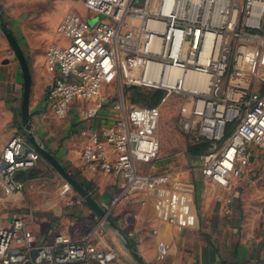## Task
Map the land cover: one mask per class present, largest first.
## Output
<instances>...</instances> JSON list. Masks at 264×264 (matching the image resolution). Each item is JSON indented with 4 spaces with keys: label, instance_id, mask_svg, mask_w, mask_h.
<instances>
[{
    "label": "built area",
    "instance_id": "obj_1",
    "mask_svg": "<svg viewBox=\"0 0 264 264\" xmlns=\"http://www.w3.org/2000/svg\"><path fill=\"white\" fill-rule=\"evenodd\" d=\"M84 8L102 19L90 26L66 16L58 28L66 44L51 46L46 54V104L53 119L64 121L72 110L83 122L98 119L108 107L103 89L112 78L179 94L182 128L209 144L202 175L225 188L242 178L255 149H264V0H84ZM110 107L111 123L89 134L84 167L121 177L120 198L156 191L163 177L143 169L159 155L155 130L133 123L123 103ZM40 160L24 134L8 141L0 156V190L6 197L23 192L20 176ZM167 255L160 241L157 260ZM116 259L111 250L62 234L51 244L37 243L22 218L0 227V264Z\"/></svg>",
    "mask_w": 264,
    "mask_h": 264
},
{
    "label": "crops",
    "instance_id": "obj_2",
    "mask_svg": "<svg viewBox=\"0 0 264 264\" xmlns=\"http://www.w3.org/2000/svg\"><path fill=\"white\" fill-rule=\"evenodd\" d=\"M81 3L84 5V0H0V12L23 49L34 80L49 76L46 69L37 67L40 57L46 61L51 47H44L43 51L38 49L41 31L51 25L58 36V28L66 16L81 17L78 12ZM1 78L5 80L4 86L0 87L1 105L7 106L10 101L9 106L15 110L22 92L23 76L0 28ZM46 91L35 98L31 95L32 126L45 148L80 186L81 196L62 179L67 189L66 197L48 199V209L43 213L30 209L28 214L22 212L16 217L28 222L37 243L51 244L56 235L62 234L73 241L115 252L117 259L113 263L138 264L122 236L96 215L83 199L90 195L109 212L112 221L137 248L144 264L264 262L263 148L255 149L243 177L233 179L227 188L205 178L201 164L199 168H186L168 167V163L167 168H157L155 160L143 169L162 176L163 184L154 192L137 191L128 199L120 198L125 188L121 177L91 172L82 162L83 149L91 131L111 123L106 110L92 123L81 121L76 110H72L66 120L57 121L47 107ZM5 126L6 121L0 118V156L16 134V129L5 132ZM18 134H24L22 125ZM38 169H49L59 175L42 158ZM23 175L25 173L20 177ZM115 199L118 201L114 202ZM160 241L168 247V255L162 261L157 260Z\"/></svg>",
    "mask_w": 264,
    "mask_h": 264
},
{
    "label": "rangeland",
    "instance_id": "obj_3",
    "mask_svg": "<svg viewBox=\"0 0 264 264\" xmlns=\"http://www.w3.org/2000/svg\"><path fill=\"white\" fill-rule=\"evenodd\" d=\"M78 12L81 18L88 20L90 26H94L102 19V17L93 18L92 14L84 8L83 3H81V9ZM37 44L38 49L43 51L42 49L44 47L46 49L49 45L60 46L66 43L61 36L55 34L50 25L46 30L41 31ZM41 55H43V52H41ZM37 67L38 69L47 70V64L43 57L39 58ZM47 78L43 76L41 79L38 77H35V80L33 79L31 95L34 98L45 93L48 86ZM4 84L5 80L1 78L0 87H3ZM103 93L108 104L106 113L111 105L118 102L123 103L133 123L137 122L144 127L155 130L160 142L155 167L167 168L166 165L170 163L168 167L199 168L206 150H203L200 155H194L189 151L198 146L200 142L193 140L180 124L181 108L184 102L181 95L161 89H146L136 84H124L119 79L114 80L113 78L105 85ZM22 95L23 86L15 110L9 106L10 101L7 102V106L4 104L5 102L3 103L5 106L1 105L2 102H0V118L6 121L5 132L11 129H16L15 135L20 132L22 123L19 106H21ZM106 121H109V119H106ZM38 164L35 169L26 172L22 176L21 179L25 181L26 187L19 196L9 198L0 190V227L8 225L9 221L20 216L22 212L28 214L30 209L37 213H43L48 209L46 208L48 207V199L56 196H67L66 185L62 178L58 174L56 176L49 169H38ZM88 264L99 263L91 262Z\"/></svg>",
    "mask_w": 264,
    "mask_h": 264
},
{
    "label": "water",
    "instance_id": "obj_4",
    "mask_svg": "<svg viewBox=\"0 0 264 264\" xmlns=\"http://www.w3.org/2000/svg\"><path fill=\"white\" fill-rule=\"evenodd\" d=\"M0 28L3 32L10 48L12 49L22 72L23 76V95L21 103V123L22 131L27 138L29 144L36 150L40 157L47 161L48 164L54 169L59 176L65 180L80 196L81 188L72 179V177L67 173L63 165L45 148L43 143L38 139L31 121L30 113V98L32 92L33 78L29 63L25 56V53L21 46L19 45L17 39L15 38L13 32L9 29L8 25L5 23L3 16L0 12ZM83 199L89 204L92 210L98 215L103 221L108 222V224L125 240V246L131 253L132 257L136 260L138 264H144L143 259L139 256L137 248L131 243V241L120 231L118 226L109 217V212L105 210L100 204H98L90 195L83 196ZM251 264H264V262L251 263Z\"/></svg>",
    "mask_w": 264,
    "mask_h": 264
},
{
    "label": "trees",
    "instance_id": "obj_5",
    "mask_svg": "<svg viewBox=\"0 0 264 264\" xmlns=\"http://www.w3.org/2000/svg\"><path fill=\"white\" fill-rule=\"evenodd\" d=\"M229 134H230V129H228L226 135L228 136ZM208 147H209V144L207 142L202 141V142H200V144L198 146L190 149L189 151H191V153L194 154V155H200L203 150L204 151L206 150V152H207ZM20 179H21V177H20Z\"/></svg>",
    "mask_w": 264,
    "mask_h": 264
}]
</instances>
